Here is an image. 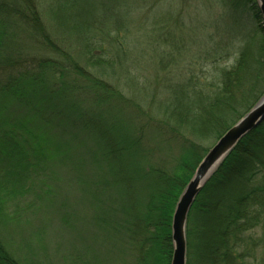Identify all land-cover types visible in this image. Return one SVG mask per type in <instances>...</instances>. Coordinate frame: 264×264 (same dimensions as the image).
Segmentation results:
<instances>
[{
    "label": "trees",
    "instance_id": "obj_1",
    "mask_svg": "<svg viewBox=\"0 0 264 264\" xmlns=\"http://www.w3.org/2000/svg\"><path fill=\"white\" fill-rule=\"evenodd\" d=\"M249 1L232 0L231 6L247 10ZM253 1L261 25L251 31L261 36L260 48L247 39L211 94L196 82L190 92L180 83L161 104L168 118L157 126L141 101L126 99L99 77L111 68L104 44L116 45V57L126 52L131 28L143 26L133 14L146 0H0V190L8 195L10 185L37 177L87 138L92 163L103 171L90 191L95 239L127 242L124 264H171L174 210L211 148L203 143L213 138L208 143L214 145L264 94V27ZM54 28L63 30L61 39ZM65 39L76 40L79 49ZM171 133L186 144L172 169L164 170V159L163 167L155 159L142 165L143 143L169 135L154 147L164 154L174 149ZM4 210L0 204V215ZM187 244V264H264V123L238 143L198 194ZM0 264H19L1 241Z\"/></svg>",
    "mask_w": 264,
    "mask_h": 264
},
{
    "label": "rangeland",
    "instance_id": "obj_2",
    "mask_svg": "<svg viewBox=\"0 0 264 264\" xmlns=\"http://www.w3.org/2000/svg\"><path fill=\"white\" fill-rule=\"evenodd\" d=\"M231 1L158 0L154 4L155 0H146L145 7L133 14L143 26L131 28L125 41L126 52L119 55L121 59L116 57V45L104 44L109 50V56L104 59L111 60V68L108 74L100 73L99 77L113 84L126 99L141 101L151 111L153 123L160 126L158 123L168 118L166 112L164 119L161 104L169 101V93L180 83L188 90L196 82L200 90L211 94L220 84L223 71L238 59L247 39L254 38L255 49L263 43L256 30L251 31L260 28L253 15L254 1L246 3L247 10L232 8ZM127 22H132L131 15L127 16ZM224 28L237 30L230 34ZM101 29L96 28V32ZM53 30L61 39L63 30ZM218 31L224 35L217 36ZM67 42L65 45L75 50L80 47L75 44L76 40ZM152 96H155L154 103L150 100ZM182 130L192 133L185 124ZM168 136H154L148 139L150 143H143V156L139 158L142 165L157 160L162 166L164 159L167 162L162 166L164 170L172 169L180 157L181 147L186 144L184 139L178 140L171 133L174 149L170 147L164 154L155 150V145L162 144ZM212 139L205 141L204 147L212 148ZM92 142L84 138L70 147L76 152L70 151L60 160H52L37 177L33 174L26 181L17 180L10 185L13 192L10 190L8 195L5 189L0 190V204L6 212L0 215V241L19 264H124L123 249L127 251V242L115 245L110 240H102L99 234L95 239L96 203H92V194L99 186L95 182L101 181L103 171L92 163ZM106 196L113 195L106 193ZM125 264L132 263L126 259Z\"/></svg>",
    "mask_w": 264,
    "mask_h": 264
},
{
    "label": "water",
    "instance_id": "obj_3",
    "mask_svg": "<svg viewBox=\"0 0 264 264\" xmlns=\"http://www.w3.org/2000/svg\"><path fill=\"white\" fill-rule=\"evenodd\" d=\"M264 27V0H256ZM264 123V94L231 126L207 152L176 204L172 218L173 254L171 264H187V225L190 210L205 184L238 143Z\"/></svg>",
    "mask_w": 264,
    "mask_h": 264
}]
</instances>
